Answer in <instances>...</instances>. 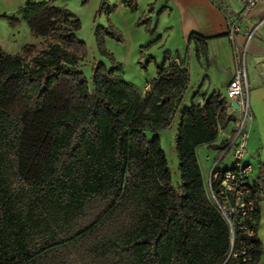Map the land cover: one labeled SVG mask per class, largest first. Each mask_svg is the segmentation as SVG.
<instances>
[{
  "label": "trees",
  "instance_id": "16d2710c",
  "mask_svg": "<svg viewBox=\"0 0 264 264\" xmlns=\"http://www.w3.org/2000/svg\"><path fill=\"white\" fill-rule=\"evenodd\" d=\"M53 3L19 9L44 45L29 61L35 47L0 49V264H260L259 187H251L253 232L231 244L197 160L229 122L226 99L214 92L182 111L175 187L158 134L187 90L184 61L166 54L140 104L98 40L113 65L96 64L88 81L78 69L87 58L80 21ZM207 40L189 36L197 59L207 58Z\"/></svg>",
  "mask_w": 264,
  "mask_h": 264
},
{
  "label": "rangeland",
  "instance_id": "374dc122",
  "mask_svg": "<svg viewBox=\"0 0 264 264\" xmlns=\"http://www.w3.org/2000/svg\"><path fill=\"white\" fill-rule=\"evenodd\" d=\"M27 1L0 0V49L6 55H17L21 53L24 46H35L36 50L23 55L29 61L44 45L41 43V39L31 33L27 23L18 14V9ZM43 1L50 0H31L34 3ZM53 1L54 7L68 10L80 21L81 28L77 32L76 38L85 44L87 58L79 63L78 69L88 81L91 80L92 68L96 64L102 63L107 68H111L113 65L108 56L101 54L98 45L99 40L104 49L112 56L113 61L120 65L123 80L138 88H136V92L140 97H137L140 104L151 91L150 87L144 88L146 83L156 76V65L163 62L166 54H170V58L177 54L186 57L189 85L185 94V102L184 100L182 102L183 105L189 107L191 96L197 91L200 95L206 94L208 96L213 93L214 87H218L222 91L221 93L225 95V82L220 79L223 74L219 69V63H225L227 67L231 64L233 69L236 68L231 42H229L228 49L225 50L224 43L214 40L211 48L213 58H211L207 70L208 78H205V74L193 53V47L190 46L188 49L186 43H181L178 36L174 37L170 34L167 23L164 20H159L163 10L156 0ZM263 7L262 2L259 3L253 9L255 10L254 13H258L260 10L264 11ZM218 58L224 62L217 60ZM237 62V67L242 71L243 49H238ZM198 100H201L200 96L195 99V101ZM176 134L177 118L174 119L173 117L171 126L158 135L161 148L167 159L172 184L175 187L179 185L178 158L175 151ZM147 136L150 139L153 138V135L147 134ZM226 163L231 166L232 160L227 158ZM211 167L203 176L208 196H210L209 176ZM255 176L256 173L252 176L253 180H255ZM261 207L264 209L263 205ZM258 237L263 248L260 264H264V220H261L258 227Z\"/></svg>",
  "mask_w": 264,
  "mask_h": 264
},
{
  "label": "crops",
  "instance_id": "0c3cea01",
  "mask_svg": "<svg viewBox=\"0 0 264 264\" xmlns=\"http://www.w3.org/2000/svg\"><path fill=\"white\" fill-rule=\"evenodd\" d=\"M219 1L228 7L233 13H239L242 9V6L238 0ZM156 2H159V7L161 10H163L159 20H164L168 25L167 28H169L170 34L174 35V37L178 36L180 42H185L188 46V49L190 46H192L194 55L196 42H188L189 36L191 34H197L208 39L206 43L207 58L205 59L201 56L199 59H197L195 55L197 62L205 74V78H208L207 70L209 63L211 62V58H213L211 48L213 46L214 40L224 43L225 50L228 49L229 42H231L233 50L234 48H237L243 49V52L245 51L242 69L246 75L248 102L253 115V123L250 130L245 163L252 167L253 176L256 173L255 180L257 184L261 186L260 194L263 198V201L260 203L261 223V220H264V209L261 207L262 205L264 207V170L260 169V166H264V11L260 10L258 13H254L255 10H252L247 16L246 21L241 24L240 31L235 34L233 38H230L227 30L228 24L226 17L223 14L220 6L216 5L212 0H156ZM261 2L264 5V0H261ZM26 47L35 46L26 45L22 48V51ZM188 49L187 52L189 51ZM217 52L221 54L223 53L221 51ZM178 55L181 56V59L184 61L183 66L187 67L186 57L182 56L181 54ZM175 57L176 56H174L172 60H174ZM217 60L224 62L220 58ZM219 64V69L221 74H223V77L220 76V79L224 80L223 82H225V88L227 89L229 82L232 80L234 75L240 71V68L237 67L236 63V68L234 69L231 67V64L228 67L225 63ZM155 78L156 76L151 81L147 82L144 88L148 89L151 82ZM214 92L225 98L226 93L223 95L221 93L222 91H220L218 87H214L213 93ZM185 94L183 96L182 102L183 100L185 102ZM209 95H200L199 91H197L191 96L190 103L203 106ZM198 96L201 97V100L195 101ZM182 102L176 111V115H174V119L177 118V127L182 111L188 108V106L183 105ZM232 130V124L228 123L226 127L218 131L217 139L212 144L203 145L197 149V160L203 176L217 161L219 168L222 170H227L230 167L226 163V159H231V156L228 154H219V151L214 150L213 147L219 146L222 143H227L232 134Z\"/></svg>",
  "mask_w": 264,
  "mask_h": 264
},
{
  "label": "built area",
  "instance_id": "2783aa9c",
  "mask_svg": "<svg viewBox=\"0 0 264 264\" xmlns=\"http://www.w3.org/2000/svg\"><path fill=\"white\" fill-rule=\"evenodd\" d=\"M242 6L239 13H233L219 0L213 2L220 6L228 24V35L233 38L240 31L241 24L246 21L249 13L261 2V0H238ZM234 60L237 62L238 49L234 48ZM243 52V59H244ZM226 117L232 124V134L227 142L222 155H230L232 164L220 176L215 171L219 164L215 162L211 167L209 176L210 197L218 212L227 224L230 232L231 244L234 243L239 233L250 236L253 221L254 202L251 196V187L261 186L253 180V169L245 163L247 145L250 130L253 123V115L248 102V87L245 72L240 70L229 82L226 89ZM237 114V115H235ZM221 177V178H220ZM220 179L218 193L215 195L212 185ZM237 258V254H233ZM245 261V260H243Z\"/></svg>",
  "mask_w": 264,
  "mask_h": 264
}]
</instances>
